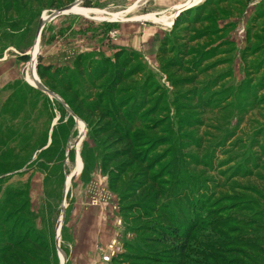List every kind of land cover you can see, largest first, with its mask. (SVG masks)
I'll use <instances>...</instances> for the list:
<instances>
[{
	"label": "rangeland",
	"instance_id": "obj_1",
	"mask_svg": "<svg viewBox=\"0 0 264 264\" xmlns=\"http://www.w3.org/2000/svg\"><path fill=\"white\" fill-rule=\"evenodd\" d=\"M190 1L0 0V264H264V0Z\"/></svg>",
	"mask_w": 264,
	"mask_h": 264
},
{
	"label": "bare ground",
	"instance_id": "obj_2",
	"mask_svg": "<svg viewBox=\"0 0 264 264\" xmlns=\"http://www.w3.org/2000/svg\"><path fill=\"white\" fill-rule=\"evenodd\" d=\"M197 1L198 0H191L190 1V3H189V5H193V4H195V2L197 3ZM132 9V8H131ZM131 9H129L128 11H126L127 13L131 10ZM65 13H72V14H78V15H81V16H83V17H87V18H93V19H98V20H107L106 19V16L108 15L106 12H104V11H97V10H88V9H81V8H79V7H75V6H73V7H71L69 10H67V11H65ZM125 16V13H118V14H115L114 15V17L115 18H117V20H120V19H122L123 17ZM173 17V16H172ZM171 17V18H172ZM91 18V19H92ZM171 20L172 19H170V17L168 18V17H160V18H157L156 20H154V21H156V22H158L159 24H169V23H171ZM44 22H48V21H44ZM38 43V39L36 40V43H35V45H34V47H33V49H32V52L34 53L35 52V49H36V44ZM27 81L33 86V87H35L36 85H37V83L39 82L37 79H36V81H32V80H30L29 78H27ZM80 126V125H79ZM75 169V171H74V173L71 175V177L67 180V183H66V186H67V184L69 183L70 184V182H71V179L72 178H74V174H75V172H76V170H77V168H74ZM67 189L65 188V193H67ZM63 207L65 208V206H64V204H63ZM61 227H62V222H61V218H60V220H59V223H58V233L60 232V229H61ZM57 238H58V235H57ZM63 263V262H62ZM61 263V264H62Z\"/></svg>",
	"mask_w": 264,
	"mask_h": 264
},
{
	"label": "water",
	"instance_id": "obj_3",
	"mask_svg": "<svg viewBox=\"0 0 264 264\" xmlns=\"http://www.w3.org/2000/svg\"><path fill=\"white\" fill-rule=\"evenodd\" d=\"M74 4H75V3H74ZM74 4H73V5H74ZM73 5H70V6H68V7H65V8L61 9L60 11L54 13L53 15L49 16V19L52 20V19H54L55 17L64 14V12L67 11V10H69ZM188 7H189V5H184V6L180 7V8L178 9V13L176 14V17L180 14V12H181L182 10H184L185 8H188ZM50 20H49V21H50ZM45 23H46V22H44L42 19H41L40 22L38 23L37 30H36V35H35V39H36V40L39 39L40 33H41L42 28L44 27ZM23 56H28V55H27V54H23ZM35 87H36L38 90H40L41 92H43V93L49 95L50 97H54V98L58 99L56 96H54L52 93H50L46 88H44L39 82L37 83V85H36ZM64 196H65V192H64ZM63 201H64V198H63ZM61 212H62V214H61V222H62V218H63V214H64V207H63V205H62V207H61ZM63 256H64V255H63ZM62 264H64V260H63V263H62Z\"/></svg>",
	"mask_w": 264,
	"mask_h": 264
},
{
	"label": "trees",
	"instance_id": "obj_4",
	"mask_svg": "<svg viewBox=\"0 0 264 264\" xmlns=\"http://www.w3.org/2000/svg\"><path fill=\"white\" fill-rule=\"evenodd\" d=\"M179 20H181V16L180 17H178V18H176V20H175V22H174V24H173V26H172V30H174L176 27H177V25H179ZM184 20H187V19H184ZM21 58V60H23V61H25V60H27V56H22V57H20ZM37 67H38V70L40 71V72H42V73H46V70H47V68L46 67H42V65H41V58L40 57H38V65H37ZM118 80L120 79L119 77L117 78ZM130 122H134V119H130ZM127 124V123H126ZM136 127V126H135ZM177 234V233H176ZM172 236H173V234H172Z\"/></svg>",
	"mask_w": 264,
	"mask_h": 264
},
{
	"label": "built area",
	"instance_id": "obj_5",
	"mask_svg": "<svg viewBox=\"0 0 264 264\" xmlns=\"http://www.w3.org/2000/svg\"><path fill=\"white\" fill-rule=\"evenodd\" d=\"M118 252L119 250L116 247H114V244L110 245V247L108 248V253H106L104 258L102 259L103 262L104 263L111 262V260L118 255Z\"/></svg>",
	"mask_w": 264,
	"mask_h": 264
},
{
	"label": "crops",
	"instance_id": "obj_6",
	"mask_svg": "<svg viewBox=\"0 0 264 264\" xmlns=\"http://www.w3.org/2000/svg\"><path fill=\"white\" fill-rule=\"evenodd\" d=\"M179 8V7H178ZM146 19H148V18H146ZM152 20V19H151ZM154 20H156V19H153L152 20V22H154V23H158V22H156V21H154ZM136 22H140V21H132V19L131 20H128V21H123L121 24H128V23H136ZM159 24V23H158ZM127 32H128V30H127ZM148 32V31H147ZM146 32V33H147ZM144 36V35H143ZM148 36V35H147ZM159 36V35H158ZM63 260H62V257H61V262H62Z\"/></svg>",
	"mask_w": 264,
	"mask_h": 264
}]
</instances>
